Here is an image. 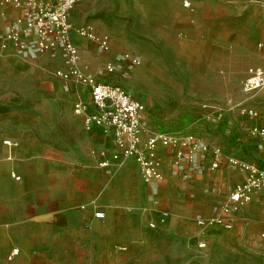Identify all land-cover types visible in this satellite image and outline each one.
<instances>
[{
	"label": "crops",
	"instance_id": "obj_1",
	"mask_svg": "<svg viewBox=\"0 0 264 264\" xmlns=\"http://www.w3.org/2000/svg\"><path fill=\"white\" fill-rule=\"evenodd\" d=\"M161 1L160 17L150 18L144 39L86 22L83 2L76 5L72 25L89 23L109 42L102 50L70 30L79 65L145 104L143 140L195 126L226 154L264 168L262 147L249 132L252 124L264 125V87L243 89L247 69L264 67V0ZM0 10L1 17L17 12L11 6ZM3 51L31 72L35 91L31 110L0 111V264L12 247L19 253L7 264H188L190 255L217 249L244 256L264 250V192L238 211L220 209L244 172L225 162L215 170L185 164L189 173L183 178L161 145L163 178L156 183H144L132 159L100 166L101 152H116L113 138L99 127L87 129L74 113L76 102L92 109L90 93L85 84L55 76L66 68L63 55ZM125 53L140 63L131 64ZM238 106L257 115L242 116ZM205 115L220 120L206 125ZM98 211L103 217L95 216Z\"/></svg>",
	"mask_w": 264,
	"mask_h": 264
},
{
	"label": "built area",
	"instance_id": "obj_2",
	"mask_svg": "<svg viewBox=\"0 0 264 264\" xmlns=\"http://www.w3.org/2000/svg\"><path fill=\"white\" fill-rule=\"evenodd\" d=\"M83 1L1 0L2 7L11 6L17 12L14 16H8L4 11L2 12L6 23L0 47L3 50L10 47L23 55L41 52H59L63 55L66 68L56 69L55 76L65 81L74 80L85 84L90 93L92 109L88 111L86 104L76 102L73 106L74 113L82 115L83 124L87 129L92 126L99 127L105 133H110L113 138L116 152L111 156L101 152L104 158L99 165L107 167L111 159H132L138 166L142 181L147 184L156 183L163 178L161 163L157 156L158 146L161 145L170 150L173 164L177 169L182 170L183 178H186L189 173L184 168L185 164L193 165L195 169H202L206 165L208 170H215L221 166L222 162H225L245 173V179L237 183L225 201L221 203L220 209L224 213L238 211L241 206L252 202L257 195L263 193L264 168L255 162L226 154L221 145L205 139L201 130L195 126L176 132L157 131L148 135L145 140L142 139L146 132L142 122L145 104L122 86L98 80L79 65V51L70 39V30L74 29L79 36L97 42L102 50L109 49L107 37L98 35L91 24L74 27L70 22L71 11ZM184 5H188V2L184 1ZM123 58L129 60L131 64L140 63L137 57L128 53H125ZM106 69L112 72L114 67L108 64ZM246 72L243 81L245 91L264 87V67L250 66ZM238 112L247 117L257 115L254 108L246 106H238ZM219 120V117L212 115H205L203 118L206 125H215ZM249 132L257 137L264 152V125L252 124ZM4 143L13 144L7 139ZM162 213L166 215V212ZM103 215L100 211L95 212L96 217H103ZM199 222L204 223L202 220ZM224 225L227 228L231 227L230 223ZM197 246L203 248L206 243L200 239L197 241ZM18 253L19 249L12 247L1 257V263H9Z\"/></svg>",
	"mask_w": 264,
	"mask_h": 264
},
{
	"label": "rangeland",
	"instance_id": "obj_3",
	"mask_svg": "<svg viewBox=\"0 0 264 264\" xmlns=\"http://www.w3.org/2000/svg\"><path fill=\"white\" fill-rule=\"evenodd\" d=\"M163 4L161 0H84L80 4V13L86 22L97 23L102 27H120L128 34L144 39L143 35L146 33L150 18L160 17ZM4 31L5 24L0 13V40ZM172 72L177 75L176 70ZM30 73L8 57L7 52L0 47V111L31 110L35 86ZM151 87L161 96L160 88L153 85ZM145 93L148 96L151 94L156 96L154 92ZM184 95L186 93L182 89V96ZM250 254L252 256H244L242 253H228L226 250L217 249L201 253L196 258L190 255L188 264H194V261L196 264H264V250L255 249ZM157 264L164 263L157 262ZM167 264H182V262L173 260L168 261Z\"/></svg>",
	"mask_w": 264,
	"mask_h": 264
}]
</instances>
